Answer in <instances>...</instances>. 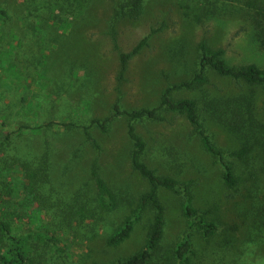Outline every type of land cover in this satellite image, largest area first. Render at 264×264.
<instances>
[{
	"label": "rangeland",
	"instance_id": "1",
	"mask_svg": "<svg viewBox=\"0 0 264 264\" xmlns=\"http://www.w3.org/2000/svg\"><path fill=\"white\" fill-rule=\"evenodd\" d=\"M115 5L116 0H0L8 13L0 16V210H9L4 202L10 192L29 191L25 172L33 171L38 197L20 210L11 206L14 213L30 215L15 213L9 221L14 231L29 236L35 264L107 263L133 254L146 241L149 207L124 242L105 243L147 182L131 165L126 116L112 117L104 128L91 123L93 118H107L116 103L122 110L156 106L166 87L197 71L201 40L224 47L231 64H264V51L243 20L244 0H145L137 19L117 15ZM206 8L220 13L204 16ZM146 35L147 44L121 75L120 53ZM207 77L194 88L173 89L171 96L196 99L208 133L225 150L240 145L238 125L255 128L251 151L245 160L226 155L238 177L229 190L184 115L161 108L158 119L132 121L145 142L142 159L159 174L189 184L194 206L219 224L205 240L188 227L180 191L162 189L164 232L150 264H264V95L212 70ZM235 100L246 107L233 106ZM53 120L71 125H45ZM21 125L41 127L12 133ZM93 163L116 197L113 210L98 201ZM36 207L43 212L31 213ZM186 232L191 233L188 263L173 255Z\"/></svg>",
	"mask_w": 264,
	"mask_h": 264
},
{
	"label": "trees",
	"instance_id": "2",
	"mask_svg": "<svg viewBox=\"0 0 264 264\" xmlns=\"http://www.w3.org/2000/svg\"><path fill=\"white\" fill-rule=\"evenodd\" d=\"M81 1V0H79ZM145 0H116L115 13L121 17L128 19H137L141 16L144 10ZM197 9H200L199 7ZM244 13L243 20L247 26L250 27L252 38L255 40L257 47L264 51V0H244ZM202 15L208 17H215L220 13L217 8H206L203 10ZM0 16L8 17L7 11L0 6ZM196 21L201 22V17L197 15ZM148 36H144L139 42L128 52L120 53V74L122 75L126 69L127 62L130 57L137 53L140 48L147 44ZM197 71L189 80L181 81L180 83L173 84L166 87L160 97L159 103L153 107H141L131 110H122L116 103L110 116L105 119L93 118L91 123H95L101 128L105 127V123L112 117L118 115H125L127 118V134L132 142L131 149V165L132 167L146 180L147 188L142 191L138 198L136 205L130 209V212L125 214L120 223L116 225L105 238V243L108 246H118L124 242L131 234L134 224L139 220L140 214L145 208L149 207L153 210V217L150 224V229L143 246L135 251L133 254L119 258L107 263L98 261H91L88 264H150L154 256V252L164 232V206L160 199L161 190H169L172 192H179L181 194V213L188 223V227H194L205 240L209 239L217 231L219 224L207 216L206 212H200L193 204L192 193L189 189V184L181 183L177 178L159 174L157 170L142 159V153L145 149V142L135 131V126L132 121L136 119H158L159 110L164 108L172 112H178L184 115L187 122L190 124L192 134L196 136L198 142L209 156H211L220 166V179L223 185L229 189L234 190L238 184V177L235 172L233 162L226 158L230 156L238 160H245L246 156L250 153V143L253 142L254 132L253 129L245 128V123L238 125L236 134L241 141L240 145L236 148L224 149L215 143L212 136L208 133L202 118L200 108L196 99L190 97H180L174 99L171 96L173 89L181 87L194 88L199 84L208 81V71L212 70L220 76L228 77L234 81H242L250 88H260L261 93L264 95V64H257L254 62L242 65H234L228 62L225 57L224 47H210L204 40L198 44L197 55ZM255 93V92H254ZM253 94V92H251ZM237 100V99H236ZM233 102L235 104H246L241 100ZM244 122V121H243ZM58 129L62 126L71 125L66 120H53L45 124ZM41 125H21L12 133H19L23 129H30L33 131L38 130ZM85 135L91 140L87 126H83ZM244 128V131L241 129ZM231 131H234L232 127ZM3 135H8L3 133ZM3 138H6L3 137ZM45 156V169L48 167V153ZM91 175L94 180L97 198L102 207L107 210H113L116 207V197L110 189L104 178L99 174L96 164L93 163L90 168ZM28 179L29 191L21 192L16 195L12 192L9 193L5 204L9 210L1 212L0 210V264H35L34 256L30 254L31 246L28 243V235L18 233L13 230L10 225L11 219L16 213L19 218L23 215H30L28 212L18 211L13 212L11 206L21 209L24 202L31 204L38 197L34 190V184L31 179L34 172H25ZM182 184V185H181ZM1 209V208H0ZM33 214L43 212L39 207L32 208L30 211ZM21 213V215H20ZM23 218L22 220H24ZM39 237H44L45 233L37 234ZM188 253H191V233L186 232L182 239L177 241L173 246V255L181 262L188 263ZM37 264V263H36Z\"/></svg>",
	"mask_w": 264,
	"mask_h": 264
}]
</instances>
